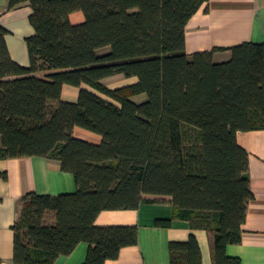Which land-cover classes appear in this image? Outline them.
I'll return each instance as SVG.
<instances>
[{
    "label": "trees",
    "instance_id": "1",
    "mask_svg": "<svg viewBox=\"0 0 264 264\" xmlns=\"http://www.w3.org/2000/svg\"><path fill=\"white\" fill-rule=\"evenodd\" d=\"M207 0H10L29 3L35 35L29 67L15 64L0 27V160L41 157L70 173L76 190L22 198L13 226V264H53L80 243L84 264L117 260L137 244L130 226L97 227L105 211H132L145 196L171 198L174 220L207 232L212 264H241L248 202V153L238 132L264 130V44L185 51V27ZM84 22L72 25L69 15ZM109 48L105 54L98 51ZM44 72L43 78L34 76ZM115 76L136 82L108 88ZM79 89L64 102L62 89ZM145 95L135 103L133 97ZM81 129L100 136L90 144ZM159 220L158 227H169ZM170 264H201L197 241L169 244ZM1 264V262H0Z\"/></svg>",
    "mask_w": 264,
    "mask_h": 264
},
{
    "label": "crops",
    "instance_id": "2",
    "mask_svg": "<svg viewBox=\"0 0 264 264\" xmlns=\"http://www.w3.org/2000/svg\"><path fill=\"white\" fill-rule=\"evenodd\" d=\"M9 1L0 0V27L6 31L5 47L15 64L28 68L26 40L35 35L29 22L32 10L29 3L9 9ZM69 21L72 25H80L84 22L83 14L72 13ZM244 43L264 44V0H207L185 27L186 54L212 52L215 64L228 62L230 49ZM108 51L109 48H105L98 53ZM45 75L44 72L34 74L40 79ZM110 79L118 80L115 88L136 82L134 78L125 79L123 76ZM78 92L77 88L64 86L61 99L74 103ZM137 98H140L139 101H136ZM131 100L141 103L145 95ZM86 132L75 129L73 136L97 145L100 137ZM236 141L248 153L249 186L253 197L247 204L241 242L227 246L225 253L228 257L239 259L241 264H264V130L238 132ZM75 190L73 176L63 172L56 160L41 157L0 160L1 264H13V226L22 198L30 193L56 196L71 194ZM144 198L148 201L136 210L105 211L95 220L97 227L130 226L137 229V244L121 249L117 260L107 264H170L169 244L185 242L190 235L195 237L199 246L201 264H212L207 232L191 228L189 222L174 220L170 197ZM159 220H169V227L156 226ZM87 253L88 245L80 243L71 254L58 257L53 264H84Z\"/></svg>",
    "mask_w": 264,
    "mask_h": 264
},
{
    "label": "rangeland",
    "instance_id": "3",
    "mask_svg": "<svg viewBox=\"0 0 264 264\" xmlns=\"http://www.w3.org/2000/svg\"><path fill=\"white\" fill-rule=\"evenodd\" d=\"M120 81H121V80H120ZM118 83H119L118 80H116V79H110V80L105 81L103 84H104L105 86H107L108 88L113 89V88H115V86H116ZM139 99H140V98H137L136 101H139ZM78 130H80V131H84V130H81V129H78ZM86 133H89V134L94 135V136H98V135H96V134H92V133H90V132H86ZM98 137H100V136H98ZM100 140H101V138H100ZM99 143H100V141H99ZM99 143H98V144H99ZM90 144H92V143H90Z\"/></svg>",
    "mask_w": 264,
    "mask_h": 264
}]
</instances>
